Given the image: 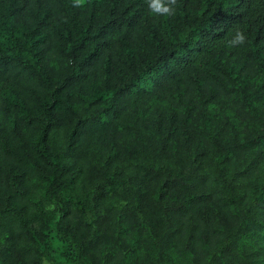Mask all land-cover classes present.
<instances>
[{
    "label": "trees",
    "instance_id": "trees-1",
    "mask_svg": "<svg viewBox=\"0 0 264 264\" xmlns=\"http://www.w3.org/2000/svg\"><path fill=\"white\" fill-rule=\"evenodd\" d=\"M0 264H264V0H0Z\"/></svg>",
    "mask_w": 264,
    "mask_h": 264
},
{
    "label": "clouds",
    "instance_id": "clouds-1",
    "mask_svg": "<svg viewBox=\"0 0 264 264\" xmlns=\"http://www.w3.org/2000/svg\"><path fill=\"white\" fill-rule=\"evenodd\" d=\"M173 2H174V0H173ZM164 11H167V9H164ZM242 40H243V37L240 36V42H242Z\"/></svg>",
    "mask_w": 264,
    "mask_h": 264
}]
</instances>
